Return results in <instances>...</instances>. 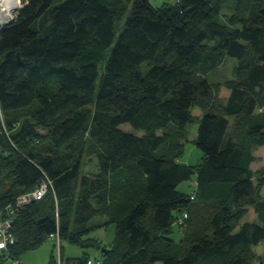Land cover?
I'll return each instance as SVG.
<instances>
[{"label":"trees","instance_id":"obj_1","mask_svg":"<svg viewBox=\"0 0 264 264\" xmlns=\"http://www.w3.org/2000/svg\"><path fill=\"white\" fill-rule=\"evenodd\" d=\"M249 3L248 20L229 28L216 0L25 1L0 29V204L46 177L52 186L18 210L16 243L0 264L53 233L60 251L61 239L101 246L81 241L99 214L116 223L102 264H264L254 250L264 242V182L254 175L264 169L251 168L264 144V0ZM217 50L238 64L224 81L227 101L209 104L204 71ZM194 107L204 156L188 165L179 161L186 144L171 143ZM126 122L144 133L123 130ZM86 132L98 162L91 174L81 171ZM193 176L194 190L178 189ZM249 206L259 221L241 224Z\"/></svg>","mask_w":264,"mask_h":264},{"label":"rangeland","instance_id":"obj_2","mask_svg":"<svg viewBox=\"0 0 264 264\" xmlns=\"http://www.w3.org/2000/svg\"><path fill=\"white\" fill-rule=\"evenodd\" d=\"M26 0H21V6L17 9H20L24 6ZM64 0H56V2H61ZM249 1L250 0H216L221 6L220 14H219V21L221 23L226 24L229 28H233L234 26H238L243 24L248 20V11H249ZM153 4L155 5H162L165 2H171V0H152ZM15 9L13 15L15 16ZM8 24V23H7ZM3 24L1 26H4ZM212 44V42L210 43ZM238 64V60L234 57H229L225 53L219 52V50L215 51L214 58L210 62V66L207 67V70L204 71V75L208 78L213 86V95L208 100L209 104L211 102H217L221 99L224 102L227 101L229 96V89L224 85V81L228 78L234 77V70ZM104 65H101L100 73L102 74ZM143 70L146 71L148 69L147 62L142 66ZM192 114L194 120L187 125L186 134L179 135L172 141L171 145L182 144L185 145V150L183 155L180 157L181 162L189 163L190 165L198 164L203 156L204 152L194 143V139L198 133V126L199 122H196L195 118L198 119L199 116L202 114L201 107H194L192 109ZM24 118L19 119L22 123ZM120 127L126 131H133L137 134H142L144 131L135 129L130 123H122ZM20 130V123L15 125L13 130H5L6 135L11 137L12 133ZM37 130L40 133H45L47 129L38 127ZM172 131H174L172 129ZM162 130L159 129V133ZM81 138L83 139V146H84V155L83 161L81 165V171L83 174H91L95 171H98V162L96 153H92V149L95 150V145L93 141H91L88 132L84 133ZM170 145V144H169ZM255 151L262 156L263 162L262 166L264 168V146L263 147H256ZM257 171L256 173H258ZM1 182V195L2 197L5 196V193L8 189L6 185L7 180L3 177H0ZM261 182H264V178L257 175L255 178V183L260 185ZM194 176L187 180L180 185V189L186 190L190 192L191 189L195 186ZM261 196L264 198V184L261 190ZM89 230L84 232L81 236V241L87 242L90 239L98 241L101 246L96 244H92L89 246H82L77 242H71L67 239H61V251L56 245V241L47 239L40 247L27 250L26 252L22 253L20 257L24 260L25 264H48L51 257L54 256L57 261H59V257L62 256L63 263L68 264L73 260H81L83 257L91 258L93 261L101 260L102 262L106 260V249H110L113 245L116 235V223L111 221L109 217L105 214H99L91 219L88 223ZM182 236V230L177 227L173 226V234L172 237L176 241H180ZM259 251V250H258ZM2 264H15V261L12 258L4 259ZM156 264H161V262H157Z\"/></svg>","mask_w":264,"mask_h":264},{"label":"built area","instance_id":"obj_3","mask_svg":"<svg viewBox=\"0 0 264 264\" xmlns=\"http://www.w3.org/2000/svg\"><path fill=\"white\" fill-rule=\"evenodd\" d=\"M15 15H16V12H15ZM14 18L15 16L12 14V18L10 21H8V23H10ZM1 25L3 24H0V29L2 27ZM0 154H1V146H0ZM51 186H52V181L46 177L42 179L40 183L31 191L18 195L11 202H8L6 204H0V250L2 252L8 254L10 246L16 243V236L13 232V224L16 219L18 210H20L25 205L35 200L41 199L46 194V192ZM187 216L188 214L185 213L184 217H187ZM178 221L179 223H182V219H179ZM50 238L52 240H56L58 245L60 244L59 233L51 234ZM14 261H15V264H23L22 259H17ZM87 264H102V261L101 260L93 261L92 259H89L87 261Z\"/></svg>","mask_w":264,"mask_h":264},{"label":"crops","instance_id":"obj_4","mask_svg":"<svg viewBox=\"0 0 264 264\" xmlns=\"http://www.w3.org/2000/svg\"><path fill=\"white\" fill-rule=\"evenodd\" d=\"M196 137H197V136H196ZM195 140H196V138L194 139V143H195ZM263 146H264V144L261 145V146H258V147H263ZM254 155H255V160L251 163V168L254 170V172H257V171H260V170L264 169L263 166H262L263 158H262L261 155H259V154L255 151V149H254ZM179 161L181 162L180 158H179ZM181 163H183V162H181ZM183 164H188V165H190L189 163H183ZM255 176H257V174H255L254 177H255ZM194 180H195V183H196V176H194ZM254 180H255V178H254ZM184 182H185V181H184ZM182 183H183V182H182ZM180 185H181V183L179 184L178 189L181 190V191H183V192H187L186 190H182V189H180ZM195 187H196V184H195V186L191 189V191L194 190ZM261 190H262V189H261ZM191 191H190V192H191ZM187 193H188V192H187ZM245 221H259L258 215H257L256 211L254 210V207H253V206H249V207H248V212H247V214L245 215V217L241 220V224H242L243 222H245ZM254 250H255L258 254L261 255V254L263 253V251H264V242H261L260 244H258L257 246H255V247H254ZM258 250H259V251H258ZM2 254H3V252L0 250V257H1ZM21 259H22V258H21ZM22 260H23V259H22ZM23 261H24V260H23Z\"/></svg>","mask_w":264,"mask_h":264},{"label":"bare ground","instance_id":"obj_5","mask_svg":"<svg viewBox=\"0 0 264 264\" xmlns=\"http://www.w3.org/2000/svg\"><path fill=\"white\" fill-rule=\"evenodd\" d=\"M20 5V0H0V24L8 23L15 9L19 8Z\"/></svg>","mask_w":264,"mask_h":264}]
</instances>
